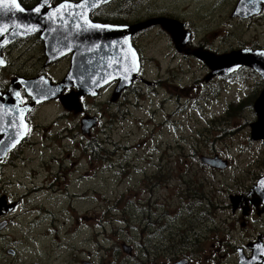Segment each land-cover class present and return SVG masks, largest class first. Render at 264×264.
Wrapping results in <instances>:
<instances>
[{"label": "rangeland", "instance_id": "obj_1", "mask_svg": "<svg viewBox=\"0 0 264 264\" xmlns=\"http://www.w3.org/2000/svg\"><path fill=\"white\" fill-rule=\"evenodd\" d=\"M236 1L137 0L136 11H127L128 17L121 18L149 16L139 22L174 18L186 23L183 27L193 40L196 35L198 42L214 38L219 42L217 49L224 52L246 47L257 37L264 42V18L254 23L235 20ZM118 5L132 9L131 2ZM119 7L116 11L108 7L112 16L118 18ZM133 41L142 56L141 76L155 85L138 86L119 103L110 102L112 90L102 91L85 99L87 116L67 114L56 103L44 106L34 116L33 137L2 167L0 191L21 200L7 217L9 228L0 236V261L5 264L35 258H53L57 264L62 260L115 264L120 258V264H144L152 256L151 246L146 245L151 232L173 251L178 240L169 242V233L144 227L149 208L166 212L165 221L172 227L195 218L198 210L215 207L223 220L230 213L229 196L249 192L261 177L264 144L251 139L249 127L256 120L252 102L262 88L257 75L247 68L206 81L208 67L192 53L176 50L160 24L141 30ZM10 59L4 69L10 72L9 78L14 63L23 60ZM67 65L63 59L50 66L52 78L62 80ZM237 101L244 102L239 109ZM93 116L98 124L92 135L80 134V119ZM90 140L99 147L89 148ZM214 155L225 159L228 167L218 170L200 161L201 156ZM53 156L60 160L52 161ZM61 158L68 160L66 165L59 164ZM53 168L69 174L68 182L47 187ZM153 173L157 183L150 180ZM191 187L193 198L189 199ZM253 215L249 221L254 220L255 233H261L264 217ZM246 233H251V223ZM122 243L134 245L135 252L127 254L130 247L122 250ZM8 247L14 255L7 253Z\"/></svg>", "mask_w": 264, "mask_h": 264}, {"label": "flooded vegetation", "instance_id": "obj_2", "mask_svg": "<svg viewBox=\"0 0 264 264\" xmlns=\"http://www.w3.org/2000/svg\"><path fill=\"white\" fill-rule=\"evenodd\" d=\"M39 1L40 0H18L20 5L25 7V8H31L34 5H36ZM63 1L77 2L80 0H52L49 3V6L57 5ZM126 2L132 3V7H131L132 9H125V8L119 7L120 5H118V3L122 4V3H126ZM135 2H137V0H110L107 3L101 5V6L97 7L95 10H93L89 16V19L91 22L110 24V25L125 26V25H134V23L137 24V22L139 23V21L145 20L149 16L146 18H143V19H139L138 17L133 18L131 16L130 20H128L129 18H124V19L121 18V16H123V15L125 17H128L126 15L127 11H130V13H132V11H136L137 6L135 5ZM238 2H239V0L236 1V3L234 4V7L232 8L233 17L235 20H237L239 22H243V23H245V22L254 23V21L257 18H264V0H263V3L261 5L259 12H253L252 14L244 16V17L235 14V9H236ZM114 4H115V6H113ZM109 6L114 7V11H116L119 7L120 14L118 15V18L112 16V14L108 8ZM170 19H172V18H170ZM174 20H176V19H174ZM176 21H179V20H176ZM179 23L180 24L182 23L183 26H184V24H186L185 22H180V21H179ZM174 27L176 28V29H174V32L176 33V31H177L178 33H176V34H180V31H179V30H181L180 25L176 24V25H174ZM182 29L184 31H186V29L184 27ZM140 32L138 31L131 38V43H132V45L135 48L137 53H138V51H137L138 49H137V47L134 46L133 39ZM167 32L169 33L170 38L173 41L172 34H171L170 30H167ZM188 33L190 35L189 41H191V42L186 44L187 48L184 47V50H188V52H190V54L193 50H198V49L199 50L201 49L202 51H205L206 53H212L214 55H223V54L230 53L232 51H236V50H240V49H246V48L254 50V51L261 50L264 52V42H262L260 40V37H257V39L254 43L249 44L246 47L245 46H241V47L237 46L235 49H232L229 51L226 50L224 52V51H219L217 49L219 42H214V41H216L214 38H212V41H210L207 38V39H201L198 42V40H197L198 36L197 35H196L195 39L193 40L192 39V33H190V32H188ZM8 34H9L8 32L0 33V39H3V41H5L10 35V34L9 35ZM193 41H194V43H193ZM173 44L175 46V49L178 50L176 48L174 41H173ZM184 50L179 51V52L188 53ZM191 55H193V54H191ZM11 56L13 58H15L16 60L19 58L23 59L20 61L18 60V62L22 63L23 65L19 64L16 61L14 63L15 67H16L15 71L14 70L12 71L14 74L9 78L10 72L7 70L4 72V69H5V67L9 66V64L11 62V59H10ZM71 56H72L71 53H64L62 55V57H60L56 61L48 64L46 62L44 41L40 37L39 33H33V34H30V35H27L24 37H20V38H16V39L10 41L0 50V57L2 58V60L4 62V66H0V70H3L0 73V75H3V77H4L3 79L0 78V93L1 94L6 93L9 89L11 83L13 82V80L18 79V78H21L23 80H29V79L36 78V77H45L48 80H50L51 82H55V83L59 82L60 79H58V78L56 79L55 77L52 78L51 73H50V66L57 64L58 62H60L63 59L67 60V63H68L67 69H66V72L62 75V77H64V75H66V73L68 72V70L70 68ZM29 59H31V61H32L31 64H28L30 62ZM37 60H38V62H37ZM138 61L140 63V68H141L142 56L140 55V53H138ZM200 61L206 65V63L202 59H200ZM23 62H25V64ZM17 66L19 69H17ZM247 68L251 69L255 73V75H257L258 80L262 83L261 86L263 88L264 80H262L261 76L254 69H252L248 66L247 67H245V66L239 67L238 69H235L234 71H232L228 74H225V75L224 74H215L213 76H209L211 69L208 68L209 71L205 76V80L208 81L214 77L230 76L232 74L235 75L239 72L240 69H247ZM143 84L147 85V86L155 85L154 81H149V80H146L145 78H143L141 76V73L139 70L137 76L131 81L129 86H127L126 88H124L120 92L119 97L115 101H112V96H113L114 90L116 89V87L118 85V80H112L109 83H107L106 85L102 86L100 88L98 94H101L102 91H106V90L111 91L112 90L110 92L111 93V96L109 99L110 102H118L119 103L126 93L134 94L137 91V87L142 86ZM70 90H76L75 86H71L69 89H66L64 91V93H67ZM260 91H259V94H260ZM19 95L21 97V104H20L21 106H23L24 104L32 103V99L26 94L24 88L19 87ZM91 97H92L91 95L85 94V95L80 96L78 98L79 102L81 104V111L77 112L78 114L84 113L85 116H87L86 114L88 112L85 109L87 107L84 104V102H85V99H92ZM258 97H259V95H257L254 98L252 104L254 103V101ZM238 101H240V99ZM238 101H237V103H238L237 105H238V109H239V108H241V105H240V102H238ZM53 103H56V106L58 105L59 107L61 105V109H63V110L65 109L64 111L67 114L75 112V110H68V109L64 108L62 106V104L60 103V100L58 98L48 100V101H44L42 103L34 104L33 106H31V108L29 109V111L25 117V120H26L27 125H28L27 132H26L25 136L19 141V143L16 144L15 147L7 153V155L4 158V160L2 161V163H0V171H1L2 167L4 166V164H6L7 160L13 154L17 153L22 146L25 145L26 140L27 141L30 140V137H33V135L35 134V131L33 130V128L35 127L34 116H36L38 111H40L44 106H50ZM233 105L234 104L232 101L229 102L230 108H232ZM255 116H256V114H255ZM256 119H257V116H256ZM97 124H98V118H97L96 124L90 128L89 132L86 133V135L91 136L92 135L91 130ZM79 125H80V134H83L81 131V119H80ZM49 137H51V136H49ZM260 141H262L264 144V139H261ZM88 147L89 148L90 147L96 148L99 146H98V143H91V140H90V144L88 145ZM65 154L67 157L70 156L69 152H65ZM206 157L214 158V157H218V156L214 155V156H206ZM88 158H89V153L87 156V160H88ZM54 159H57V161L60 160L59 158H57V156H53L52 161H54ZM61 160L62 161H59V164L61 166L66 165V162H68L67 159L63 160L61 158ZM221 161L226 162V167L224 168V169H226L228 167L227 161L225 159H221ZM203 164L210 167V165H208L206 163H203ZM73 165H74V162H73ZM212 168H215L218 170L220 169V168H216V167H212ZM221 170H223V169H221ZM70 171H71V169H69V171H65V173H68ZM50 173H51L50 174L51 180L49 182H46L47 187H52L54 184H58V181H62L63 183L68 182L69 174L64 175V172H62V171L58 172V168L57 169L53 168L52 170H50ZM163 174H165V172ZM263 175H264V171H263V173L260 174V176L262 177ZM165 176H166V174H165ZM172 176L173 175L171 174L167 179H165L163 181L164 182L167 181ZM75 177H76V175H75ZM156 178H157V176L155 175V173H153L151 175L150 180H153V181H155V183H157L159 180H157ZM46 180H48V178ZM158 184L163 185L166 183L161 182ZM41 185H43V184L41 183ZM192 189H193V187H191V189L190 188L188 189L189 199L193 198ZM249 192H248V190H247V192H246V190H244L242 193H240L241 195H237V196H241V199L238 201V203L235 204L234 208H233L232 202L230 200V197L234 196V195L229 196L230 213L223 220L218 219V216H217V213H218L217 208L218 207H215V209L212 208V209L206 210V211L205 210H198L197 215H195V218H193L187 222H184L182 225L180 224V225L172 227L168 221H165V216L167 215L166 212L161 211L162 213L160 212L161 214H159V213H156V210H152L151 208H149L148 209V215L146 216V219L142 220V222H145L144 227L148 226V227L157 229V231L159 230V231L163 232L164 235H165V233H169V237L166 238V240L169 242H170V239H173V241H174L176 237L178 238V240H176V243H175V245H176L175 250L176 251H173V250H171L172 249L171 246L166 245L165 244L166 241H164L159 236H158L159 240L157 242L154 241L158 237L156 235L154 236V232L153 233L151 232L150 236H146L147 237L146 245L151 246V249L150 248H148V249H150L149 251H152V256L147 254L149 257L147 258V261L144 262V264H264V230L261 233L260 232L255 233L254 230H255V223L256 222H254V220L249 221L250 218L252 216H254L253 214H255V213L257 216H263L264 217V196L260 197V196L255 195L252 197L251 196L248 197ZM184 193H186V192H184ZM12 196H9L6 193H2L0 191V236H3L4 232L7 231V229L9 228V219H7V217L10 216L11 213L15 212V210L17 209V207L21 201V200L12 199ZM9 207H11V209H9ZM187 211L190 212L189 210H187ZM198 215H200V216H198ZM250 223H251V233L247 234L246 233V226L248 227V225H250ZM237 226H240V227L237 228ZM206 244H209V252L207 251ZM124 246L130 247V251L127 252V254H129V255L133 254L136 250L134 245L128 244V243H124V244L122 243L121 244L122 250H123ZM65 247L66 246H62L61 248H65ZM187 247H188V249H190V251H187ZM166 248H168V250ZM6 251L10 255L15 254L14 249L11 247H8L6 249ZM254 255H255V257H254ZM55 261H57V260H55L53 258H44V259L35 258V260H31L29 263H25V261H22V263H19V264H57V263H54ZM83 261L85 262V260H83ZM5 262L6 261L1 260L0 264H5ZM120 262H121V258L116 259L115 264H120ZM77 263L79 264V261H77ZM60 264H72V263L69 261L62 260ZM85 264H86V262H85Z\"/></svg>", "mask_w": 264, "mask_h": 264}, {"label": "water", "instance_id": "obj_3", "mask_svg": "<svg viewBox=\"0 0 264 264\" xmlns=\"http://www.w3.org/2000/svg\"><path fill=\"white\" fill-rule=\"evenodd\" d=\"M52 0H40L31 8H25L17 3L23 12L15 9L8 3L11 11L0 10V33L8 32L9 37L3 41L0 39V50L10 41L33 33H39L44 41L46 62L52 63L62 57L64 53H71L70 68L64 78L59 82H51L45 77H36L29 80L21 78L13 80L8 91L0 93V163L7 153L25 136L27 122L25 120L31 106L44 101L59 99L62 106L68 110L81 111L79 97L85 94L96 96L100 88L112 80H118V85L113 92L112 101H115L120 92L130 85L140 69L138 54L131 43L132 36L152 25L160 24L164 29L170 30L173 41L178 51H183L188 43L190 35L184 31L183 25L173 19L152 18L134 25H110L91 22L89 16L97 7L110 0H80L77 2L63 1L57 5L49 6ZM263 0H239L235 14L242 17L259 12ZM37 8L39 12L35 11ZM87 21V22H86ZM89 23L100 25V28H91ZM180 25V34L174 32V25ZM109 35V40L123 43V53L126 64H131L129 69L121 72L118 62H106V65L97 61V56L91 60L86 55L87 47L99 52L104 59H110V55L103 45V39ZM100 39V40H99ZM99 40V41H97ZM94 41L95 43L93 44ZM93 44V45H91ZM102 45V46H101ZM125 50V51H124ZM188 52V50H184ZM190 53V52H188ZM202 59L211 69L209 76L215 74H228L239 67L245 66L254 69L264 80V52L251 49H240L223 55H214L205 51L193 50L191 52ZM93 65V66H92ZM0 66L4 62L0 57ZM75 86L76 90L64 93L66 89ZM19 87L24 88L26 94L32 99V103L21 106ZM253 109L257 119L249 124L250 137L253 140L264 139V86L259 97L254 101ZM96 117H84L81 119V131L88 133L96 124ZM200 160L212 167L223 169L226 162L220 158L201 156ZM264 196V175L259 178L250 190L249 196ZM233 208L241 199V196L230 197ZM11 209V207H9ZM8 209V210H9ZM125 247V246H124ZM255 257V255H254ZM255 261V260H254ZM260 261V260H259Z\"/></svg>", "mask_w": 264, "mask_h": 264}, {"label": "bare ground", "instance_id": "obj_4", "mask_svg": "<svg viewBox=\"0 0 264 264\" xmlns=\"http://www.w3.org/2000/svg\"><path fill=\"white\" fill-rule=\"evenodd\" d=\"M174 22L179 23V21H174ZM176 33H178V32L176 31ZM176 35L179 36V34H176ZM99 40H97V41H99ZM92 42H93V44L95 43L94 41H92ZM93 44H91V45H93ZM120 44L121 45H119V43L117 41L115 42L114 39L113 40H109V35L106 34V36L103 39V45H104V47L106 46V50L108 51V54L110 55V59L102 58L101 54L99 52L92 51V49H88V47H87L86 55L89 57V60H91L92 56H94V58H95V56H97L96 57L97 61L100 62V63L102 62L104 64V66L106 65V62L109 61V60H111V62H114V64H115V62H118L119 65H113V66L121 68V70H122L121 72H124L126 68L127 69L130 68L131 64L125 65L126 64V62H125L126 61V57H125V54L123 53V43H122V41L120 42Z\"/></svg>", "mask_w": 264, "mask_h": 264}, {"label": "snow or ice", "instance_id": "obj_5", "mask_svg": "<svg viewBox=\"0 0 264 264\" xmlns=\"http://www.w3.org/2000/svg\"><path fill=\"white\" fill-rule=\"evenodd\" d=\"M10 2V4L12 6L15 7L16 10L23 12L24 9L20 7V5L17 3V0H0V10H7V11H11L10 8H8V3ZM35 11L39 12L40 9L37 8ZM87 22V21H86ZM89 27L91 28H100V25H96V24H91L89 23ZM0 31H3V29H0Z\"/></svg>", "mask_w": 264, "mask_h": 264}, {"label": "trees", "instance_id": "obj_6", "mask_svg": "<svg viewBox=\"0 0 264 264\" xmlns=\"http://www.w3.org/2000/svg\"><path fill=\"white\" fill-rule=\"evenodd\" d=\"M252 100H253V98H252ZM243 103V104H242ZM240 105L242 106V105H244V102H240Z\"/></svg>", "mask_w": 264, "mask_h": 264}]
</instances>
